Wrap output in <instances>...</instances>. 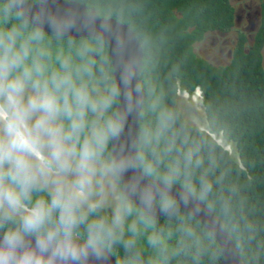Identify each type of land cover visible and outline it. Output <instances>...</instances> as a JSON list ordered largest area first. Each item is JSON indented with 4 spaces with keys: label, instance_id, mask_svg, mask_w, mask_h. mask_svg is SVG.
Masks as SVG:
<instances>
[{
    "label": "clouds",
    "instance_id": "obj_1",
    "mask_svg": "<svg viewBox=\"0 0 264 264\" xmlns=\"http://www.w3.org/2000/svg\"><path fill=\"white\" fill-rule=\"evenodd\" d=\"M142 13L0 0V264H262L229 113L177 96Z\"/></svg>",
    "mask_w": 264,
    "mask_h": 264
},
{
    "label": "trees",
    "instance_id": "obj_2",
    "mask_svg": "<svg viewBox=\"0 0 264 264\" xmlns=\"http://www.w3.org/2000/svg\"><path fill=\"white\" fill-rule=\"evenodd\" d=\"M140 2V21L155 31L165 30L168 42L163 60L168 67L178 65L180 69V78L175 81L177 96L179 92L192 95L198 89L204 114L208 101L215 102L218 116L229 113L238 145L233 167L239 169L241 182L251 185L246 193L249 204L264 206V0H255L261 26L250 42L237 30L224 65L210 63L194 50L209 34L231 33L236 19L230 0Z\"/></svg>",
    "mask_w": 264,
    "mask_h": 264
},
{
    "label": "rangeland",
    "instance_id": "obj_3",
    "mask_svg": "<svg viewBox=\"0 0 264 264\" xmlns=\"http://www.w3.org/2000/svg\"><path fill=\"white\" fill-rule=\"evenodd\" d=\"M254 0H230L231 4L234 7L235 10V19L236 15H240L239 10L241 9V5L245 2H251ZM244 19L247 20L245 17ZM238 19L235 20V24L233 30L230 34H209L207 35L201 42L197 43L195 45V53L205 60L209 61L210 63H213L215 65H224L229 60L230 54H231V48L232 43L234 40V37L236 36V28H239V22H237ZM241 29L247 28L246 21L241 22ZM249 28H247L248 30ZM246 30V35L248 36L249 42L251 40L250 35L248 34ZM263 59H262V66L264 69V48L262 50ZM178 97H181L184 101L191 104L193 108H195L201 115H204L203 105L201 101L200 91L194 92L192 95H187L185 93H178ZM227 150V149H226Z\"/></svg>",
    "mask_w": 264,
    "mask_h": 264
},
{
    "label": "flooded vegetation",
    "instance_id": "obj_4",
    "mask_svg": "<svg viewBox=\"0 0 264 264\" xmlns=\"http://www.w3.org/2000/svg\"><path fill=\"white\" fill-rule=\"evenodd\" d=\"M239 12L240 15H236V19H238L237 22H239V28H236V30H240L243 33H246L247 28H249L247 32L250 37L253 36L258 27L261 26V15L255 0L242 4ZM245 17L247 18V20L244 19ZM242 21H246L247 23V28L245 29V31L244 29L240 28Z\"/></svg>",
    "mask_w": 264,
    "mask_h": 264
},
{
    "label": "water",
    "instance_id": "obj_5",
    "mask_svg": "<svg viewBox=\"0 0 264 264\" xmlns=\"http://www.w3.org/2000/svg\"><path fill=\"white\" fill-rule=\"evenodd\" d=\"M74 34H75V33H74ZM112 264H114V260H113Z\"/></svg>",
    "mask_w": 264,
    "mask_h": 264
}]
</instances>
